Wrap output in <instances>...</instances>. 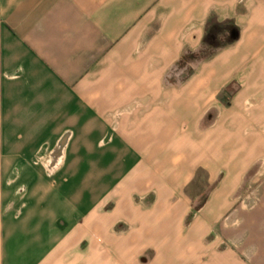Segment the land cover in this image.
<instances>
[{"label": "crops", "instance_id": "1", "mask_svg": "<svg viewBox=\"0 0 264 264\" xmlns=\"http://www.w3.org/2000/svg\"><path fill=\"white\" fill-rule=\"evenodd\" d=\"M260 159L264 0H0V264H264Z\"/></svg>", "mask_w": 264, "mask_h": 264}, {"label": "rangeland", "instance_id": "2", "mask_svg": "<svg viewBox=\"0 0 264 264\" xmlns=\"http://www.w3.org/2000/svg\"><path fill=\"white\" fill-rule=\"evenodd\" d=\"M224 35L225 34H222L218 38V42L221 45H225L227 43V36ZM205 38H206V34L204 36L203 44L201 47H199L196 50H189V52H187L183 56V58L174 67V72L184 71L185 75H191L195 71L196 66L199 63L208 60L219 49L216 46H213V45H218L219 43L216 42L214 44L207 45ZM259 175L264 179V159H260L257 161L256 166L248 174L247 179L250 181ZM199 182L206 184L207 183L206 175H199ZM206 194L207 192H205V195Z\"/></svg>", "mask_w": 264, "mask_h": 264}, {"label": "trees", "instance_id": "3", "mask_svg": "<svg viewBox=\"0 0 264 264\" xmlns=\"http://www.w3.org/2000/svg\"><path fill=\"white\" fill-rule=\"evenodd\" d=\"M222 34L229 36V38H227V43L233 42L238 38L239 27L234 22H228L226 24H212L206 33V44L211 45L216 42L219 43L218 38ZM230 36H232L233 38L231 39ZM213 46L220 48L222 45L219 43L218 45Z\"/></svg>", "mask_w": 264, "mask_h": 264}]
</instances>
